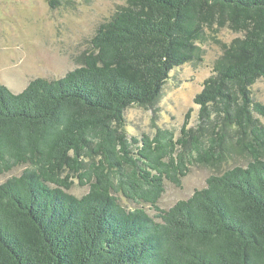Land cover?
<instances>
[{
    "label": "trees",
    "instance_id": "1",
    "mask_svg": "<svg viewBox=\"0 0 264 264\" xmlns=\"http://www.w3.org/2000/svg\"><path fill=\"white\" fill-rule=\"evenodd\" d=\"M125 1L78 68L19 93L0 83V175L27 166L0 185V264H264V104L251 90L264 80V0ZM215 26L241 37L195 98L197 128L131 142L126 111L154 108ZM229 137L247 162L162 209L165 181L221 162ZM72 174L89 185L80 198Z\"/></svg>",
    "mask_w": 264,
    "mask_h": 264
},
{
    "label": "rangeland",
    "instance_id": "2",
    "mask_svg": "<svg viewBox=\"0 0 264 264\" xmlns=\"http://www.w3.org/2000/svg\"><path fill=\"white\" fill-rule=\"evenodd\" d=\"M59 1L56 8H52L48 0H0V83L15 93L23 91L33 79L56 80L78 68L84 54L92 50L91 40L99 27L126 6L125 0ZM207 35V41L201 45L203 60L175 68L154 108L133 106L126 111L125 131L131 142L134 139L141 141L145 136L154 137L159 129L173 131L178 139L186 123L189 129L197 128L199 107L195 98L202 92L206 79L213 75L214 64L223 53V45L241 37L216 26L207 31ZM251 90L256 101L264 104V80L259 79ZM255 117L264 126V118L257 114ZM206 129L208 142L212 128ZM228 140L221 162L214 166L193 162L181 186L165 181V192L158 205L167 210L190 198L195 190L205 188L210 176L244 165L247 157L238 153L233 137ZM139 146L133 145L134 153ZM26 168L21 166L0 175V185L12 176L21 175ZM76 177L72 174L74 185L69 193L80 198L90 188L89 185L82 186ZM119 200L125 207H136L122 196ZM144 208L155 216L156 211L151 206Z\"/></svg>",
    "mask_w": 264,
    "mask_h": 264
}]
</instances>
